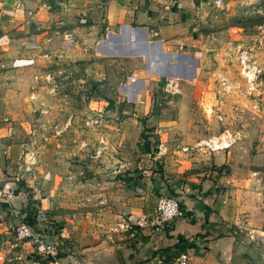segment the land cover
Listing matches in <instances>:
<instances>
[{
  "label": "crops",
  "instance_id": "1",
  "mask_svg": "<svg viewBox=\"0 0 264 264\" xmlns=\"http://www.w3.org/2000/svg\"><path fill=\"white\" fill-rule=\"evenodd\" d=\"M252 1L0 0V264H175L181 252L188 264H241L247 237L264 233V118L241 133L246 143L210 155V178L199 182L190 175L181 194L180 170L162 166V180L135 181L132 174L129 185L137 193L125 197L118 216L119 223L137 227L132 236L105 230L100 221L110 220L108 211L102 219H85L55 193L60 152L36 145L30 127L39 103H54L58 93L35 78L67 72L78 82L82 68V80L108 82L99 86L145 99L140 105L163 78L193 84L203 66L195 16ZM23 117L30 129L26 142H17L14 130ZM25 155H32L31 163H24ZM229 161L231 170L222 173ZM161 193L180 199L184 218L150 227ZM29 212L46 220L35 232L49 245L48 256L31 241L15 240L16 213Z\"/></svg>",
  "mask_w": 264,
  "mask_h": 264
},
{
  "label": "rangeland",
  "instance_id": "2",
  "mask_svg": "<svg viewBox=\"0 0 264 264\" xmlns=\"http://www.w3.org/2000/svg\"><path fill=\"white\" fill-rule=\"evenodd\" d=\"M263 10L264 1L253 0L246 7H216L198 13L194 34L199 37L204 66L198 78L193 84L179 81V92L174 95L161 90L163 78L148 93L149 100L143 105L139 101L145 99L137 102L123 90L99 86L108 82L82 80V68L78 82L71 81L67 72L37 81L35 78V84L43 80L58 90V101L39 103L30 127L36 145L60 152L55 193L65 197L85 219H102L103 211H108L110 220L100 224L113 233L114 229L120 230L118 225L122 223L118 218L123 216L121 203L137 193L129 185L132 174L135 181L162 180V166L180 170L175 179L181 185L182 189H177L180 194L188 191L186 180L190 175L199 182L209 179L208 172L214 168L212 156L196 152L194 144L224 129L240 132L241 139L230 151L246 143L244 130L254 131L259 119L264 118ZM30 100L36 102L37 98ZM28 118L20 119L14 130L17 142L27 140L24 134L30 128L22 125V120ZM232 118L234 123H229ZM144 143L148 150L142 147ZM160 144L163 146L159 148ZM99 149L97 159H88L89 153ZM230 165V161L224 162L222 173L229 172ZM166 186L162 181V188L167 190ZM161 197L170 195H155L156 200ZM173 199L181 202L178 197ZM136 228L129 225L131 231L136 232ZM253 239L247 237V248L243 247L248 249ZM239 253L240 263L245 264L241 259L243 250Z\"/></svg>",
  "mask_w": 264,
  "mask_h": 264
},
{
  "label": "built area",
  "instance_id": "3",
  "mask_svg": "<svg viewBox=\"0 0 264 264\" xmlns=\"http://www.w3.org/2000/svg\"><path fill=\"white\" fill-rule=\"evenodd\" d=\"M28 14H30V12H28ZM161 90L165 93L174 95L179 92V82L174 79H167L161 85ZM139 104H142V102L139 101ZM240 139L241 135L239 132L224 129L216 136L198 140L194 144L193 149L203 155L228 152L229 149ZM160 147L161 145H159V148ZM101 149L95 151L94 153H89L88 159H97L101 154ZM185 150H187V148L183 149V151ZM31 161L32 155L24 156V163H31ZM33 213L34 214L32 217H27L25 214L20 215L16 213L19 221L14 228L15 240L31 241L34 244H37L38 247H40L42 254L48 256L50 255L49 245L44 242L36 232L33 231L34 227L46 224V220L42 214L35 212ZM183 218L184 211L180 208L176 200H174L173 198L161 197L158 198L155 202L154 211L152 213L149 226L162 227L171 223L175 219ZM118 226L122 232L130 233L131 236L135 233L134 231L129 230V225H127L126 223H121ZM175 264H188V255L184 252L178 254L175 260Z\"/></svg>",
  "mask_w": 264,
  "mask_h": 264
},
{
  "label": "water",
  "instance_id": "4",
  "mask_svg": "<svg viewBox=\"0 0 264 264\" xmlns=\"http://www.w3.org/2000/svg\"><path fill=\"white\" fill-rule=\"evenodd\" d=\"M253 238L248 249L244 248V254L241 256V259L245 264H264V233L256 234ZM244 245L247 248L248 244L244 243Z\"/></svg>",
  "mask_w": 264,
  "mask_h": 264
},
{
  "label": "trees",
  "instance_id": "5",
  "mask_svg": "<svg viewBox=\"0 0 264 264\" xmlns=\"http://www.w3.org/2000/svg\"><path fill=\"white\" fill-rule=\"evenodd\" d=\"M142 147L144 148V150H148L149 149V146H148V144H146V143H144V144H142ZM166 188H167V190H169V188H170V186H166ZM180 206V205H179ZM180 208H181V206H180ZM33 212H29V213H27V214H25L27 217H32L33 216ZM261 229H262V231H264V211H263V219H262V226H261ZM181 253H183V252H181Z\"/></svg>",
  "mask_w": 264,
  "mask_h": 264
}]
</instances>
